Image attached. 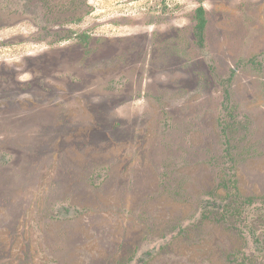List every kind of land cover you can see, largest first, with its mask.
Listing matches in <instances>:
<instances>
[{
  "label": "rangeland",
  "instance_id": "obj_1",
  "mask_svg": "<svg viewBox=\"0 0 264 264\" xmlns=\"http://www.w3.org/2000/svg\"><path fill=\"white\" fill-rule=\"evenodd\" d=\"M0 264H264V0H0Z\"/></svg>",
  "mask_w": 264,
  "mask_h": 264
},
{
  "label": "trees",
  "instance_id": "obj_2",
  "mask_svg": "<svg viewBox=\"0 0 264 264\" xmlns=\"http://www.w3.org/2000/svg\"><path fill=\"white\" fill-rule=\"evenodd\" d=\"M206 26V20L204 19V10L203 8H200L198 11V24L197 29L200 33H203Z\"/></svg>",
  "mask_w": 264,
  "mask_h": 264
}]
</instances>
